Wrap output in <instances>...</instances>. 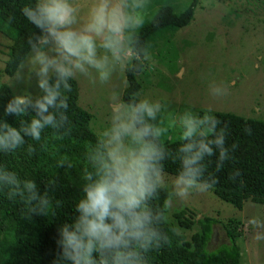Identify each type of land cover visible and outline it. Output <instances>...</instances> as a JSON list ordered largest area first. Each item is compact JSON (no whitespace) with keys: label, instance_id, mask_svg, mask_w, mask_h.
Listing matches in <instances>:
<instances>
[{"label":"clouds","instance_id":"clouds-1","mask_svg":"<svg viewBox=\"0 0 264 264\" xmlns=\"http://www.w3.org/2000/svg\"><path fill=\"white\" fill-rule=\"evenodd\" d=\"M148 4L149 0H91L83 20L75 0L25 4L22 14L38 31L27 39L29 54L21 60L15 78H35L39 91L14 94L4 105L5 117L20 119L13 126L0 118V152L15 151L26 137L40 141L45 129L63 138L68 132L65 93L78 76L104 84L118 70H134L147 60L139 31ZM211 93L226 96L228 91L218 87ZM162 107L138 92L127 101H116L96 141L87 143L83 195L75 202L74 218L58 229L60 251L52 264H148V253L166 241L160 229L163 213L152 201L166 186L164 162L169 158L180 164L172 181L175 197L187 198L191 190L204 191L218 182L212 173H208L211 182L204 177L209 158L217 151V172L230 158L226 129H218L221 121L208 112L186 110L178 119L182 143L173 154L161 143ZM33 151L30 145L29 153ZM65 166L73 167L66 157L57 162V168ZM56 183L53 179L48 184ZM0 191H6L9 199L19 197L30 216L47 215L52 203L47 188L41 193L34 179H22L2 165Z\"/></svg>","mask_w":264,"mask_h":264},{"label":"trees","instance_id":"trees-1","mask_svg":"<svg viewBox=\"0 0 264 264\" xmlns=\"http://www.w3.org/2000/svg\"><path fill=\"white\" fill-rule=\"evenodd\" d=\"M33 2L34 0H0V34L9 40L3 68L8 76L15 74L21 60L29 54L27 39L34 31H38L21 11L25 4ZM197 4L198 0H190L181 11L168 4L158 7L139 31L141 44L148 49L155 37L187 25ZM142 69L143 60L134 70H125L126 86L122 101H127L133 92L139 93L141 82L136 75ZM71 84V91L65 93L69 104L68 123L65 126L68 132L63 138L54 135L52 129H45L40 141L26 137V143L15 151L0 152V165L15 171L22 179H34L40 192L43 193L47 188L52 198L47 215L30 216L19 197L9 199L6 191H0V264H52L60 251L56 244L58 229L63 223L71 222L76 215L75 202L83 195L81 189L84 184L83 169L87 166V143H94L97 135L89 126L91 113L78 105L77 82L74 80ZM13 95L7 85L0 84V118L18 126L20 118L4 116V105ZM211 115L221 121L218 129H226L225 146L229 149L230 158L224 161L222 170L217 172V151L215 156L209 158L204 178L211 182L208 173L217 176L218 182L211 186L213 192L237 209H241L245 200L264 206V121L225 112H213ZM160 119L159 114L158 122ZM161 143L174 154L182 140L163 136ZM30 145L34 148L31 154ZM65 157L73 167L57 168V162ZM164 165L166 173L174 176L178 174V160L169 158ZM237 172L239 175L230 179ZM53 179L57 181L54 187L48 184ZM169 196L168 189L162 187L152 201L153 207L163 213L160 229L166 236V241L161 247L148 253V264H240V247L237 244V237L241 232L239 220L231 218L222 223L228 243L209 251L207 243L212 226L219 221L211 216H202L194 221L193 212L182 209L174 213L172 222H169L165 218ZM195 222L198 223L199 230L190 239L177 232V228H190Z\"/></svg>","mask_w":264,"mask_h":264},{"label":"rangeland","instance_id":"rangeland-1","mask_svg":"<svg viewBox=\"0 0 264 264\" xmlns=\"http://www.w3.org/2000/svg\"><path fill=\"white\" fill-rule=\"evenodd\" d=\"M190 0H149L145 12L148 22L158 7L172 5L181 11ZM80 17L86 18L91 0H75ZM9 40L0 34V84L14 94L38 93L35 78L18 81L3 72ZM149 57L136 75L141 82L139 94L159 101L163 136L180 139L179 116L186 110L200 115L205 112L232 113L244 118L264 121V0H198L191 21L182 27L165 31L148 47ZM78 105L91 113L90 128L98 136L116 106L122 101L126 86L125 71H117L107 83L78 76ZM227 88L226 96H214L211 89ZM175 176L167 173L165 218L172 222L174 213L187 209L194 221L202 216L218 220L212 226L207 250L213 251L228 243L222 223L235 218L240 221V264H264V206L250 200L241 209L219 198L211 187L193 189L187 198L172 195ZM199 230L177 228L186 239ZM259 236V240L255 237Z\"/></svg>","mask_w":264,"mask_h":264}]
</instances>
